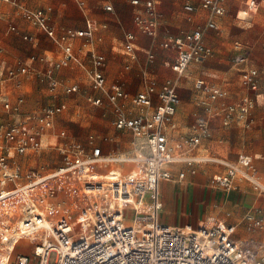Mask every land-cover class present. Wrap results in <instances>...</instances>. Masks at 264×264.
Segmentation results:
<instances>
[{
  "label": "built area",
  "instance_id": "1",
  "mask_svg": "<svg viewBox=\"0 0 264 264\" xmlns=\"http://www.w3.org/2000/svg\"><path fill=\"white\" fill-rule=\"evenodd\" d=\"M6 1L18 7L24 18L62 49L61 59L49 63L46 73L49 90L53 93L61 87L66 94L78 91V85H62L52 76L53 68L79 63V58L68 36L58 35L49 24V8L31 9L17 0ZM260 1L251 0L250 6L255 7ZM131 2L135 6L141 4L139 0ZM224 2L200 0L201 7L207 10L205 24L161 43L162 47L176 51L171 69L177 78L167 79L159 90L148 82L131 100L138 109L133 116H127L118 104L119 99L127 96L120 85L106 84L102 72L104 57L90 53L91 68L87 69V75L91 87L104 93L113 105L114 127L131 132L135 146L133 155H104L99 147H92L91 152L86 153L79 143H69L65 148L62 143L63 156L57 165L45 171L34 167L24 170L19 158L42 148L41 135L54 128L55 117L66 104L51 103L39 111L22 114L23 97L15 101L6 96L0 98V205L7 204L10 208L15 205L19 212L16 226L8 237L11 240L9 251L17 239H30L32 244L30 253H18L15 257L8 254L0 264H264V240L237 238L234 225L208 218L197 227H180L160 220L163 208L160 183L175 179L169 168L173 164L185 165L191 174L196 173L200 164L223 165L222 171L210 177L212 188L229 193L243 181L255 193L264 196V181L251 155L240 154L234 161H225L218 156L196 154L202 139L211 135L209 119L196 121L187 137L174 144L165 133L167 126L175 127L174 115L180 102L177 79L186 73L191 62L203 61L213 54L212 47L204 41V31L218 29L216 19L224 11ZM185 7L193 9L190 3ZM106 9L111 7L106 6ZM134 22L140 32L155 37L159 25L157 2H145L134 13ZM10 30L16 27L11 25ZM74 34L90 38L93 29L78 30ZM134 38L131 32L125 34L126 51L132 52ZM235 46L238 53L233 63H250L249 54L238 41ZM148 55L149 59L153 58L152 53ZM26 71L23 65L9 67L5 78L12 80ZM259 82V70L248 66L241 79L242 86L257 91ZM195 87L207 93L208 100L199 102L208 112L222 115L227 125L249 124L255 105L251 95H243L237 102H225L217 111L212 110L211 103L226 99L227 91L208 86L204 79H196ZM153 94L157 95L159 105L151 109ZM87 100L96 105L102 103L101 98L90 95ZM57 134L66 135L64 130ZM110 162L132 163L136 170L127 173L110 170L106 174L91 170L93 165ZM185 175L186 171H178L176 180L184 179ZM76 183H80L77 188ZM73 193L86 196L103 193L109 202L101 208L92 205L81 208L80 214L72 220L64 214V194ZM126 210L132 212V217L124 215ZM244 219L253 228H263L262 219L251 212L246 213Z\"/></svg>",
  "mask_w": 264,
  "mask_h": 264
},
{
  "label": "crops",
  "instance_id": "2",
  "mask_svg": "<svg viewBox=\"0 0 264 264\" xmlns=\"http://www.w3.org/2000/svg\"><path fill=\"white\" fill-rule=\"evenodd\" d=\"M6 3L10 4L13 7L16 14L20 15L19 22L22 24V28H19L13 21H10L6 24L4 34H14L18 37L27 40L31 43L32 48L40 46V54L36 55L33 53L26 57L23 62L18 64H13L10 61H7L4 55L0 59V74L3 73V76H0V98L6 96L11 101H15L17 97H23V93L19 92L21 87L20 77L29 76L41 72L42 76L45 77V81L48 85L49 83L46 77L48 69H50L49 63L51 61H58L62 57L61 47L49 36H47L40 28L33 25L30 21L23 17L20 13L18 7H16L11 2L3 0ZM21 4L31 9H48L47 16L49 19V24L54 27L58 35L66 34L72 45V48L75 54L79 58V63L70 62L67 66L60 68L52 69V76L62 85H73L78 83H70L71 80L75 78V73L80 67L85 70L86 77L88 79V85L91 91L86 93L85 99L88 104L93 105L95 108L88 109L90 115L96 116L101 113L102 116L108 114H113L114 119L116 113L112 104L109 103L107 97L104 93L99 90H95L91 87L90 80L87 75V69L91 68L90 53H97L104 57V66L102 67V72L106 79V84L111 85L113 83L120 85L124 93L127 95L125 98L119 99L118 104L122 107L123 112L127 116H133L138 113L137 107L133 106L131 100L132 98L142 91L148 82L153 83L157 90L161 89L167 79H176V73L171 69V65L175 60L176 51L173 48H164L161 46V43L167 39H171L178 35H181L183 32L191 31L198 26H203L207 17V10L202 8L200 5V0H195L196 3H193L191 0H187L182 8V10H173L172 12L167 8L165 3L162 5L161 0H155L157 2V10L159 13V25L158 32L155 37L148 36L139 31L134 22V13L142 8V5L149 0H139L140 5L135 6L132 4V0H17ZM43 4L42 7H32L36 3ZM190 3L193 6L192 10L186 9V4ZM228 0L224 2V11L221 15L217 17L218 29H205L204 31V41L206 44L212 47L213 54L206 59L212 57L215 52V48H220L218 41L215 40V34L211 30H219L221 25V18L227 11ZM251 0H244L243 6L237 10V18L239 20H248L251 21L253 16L257 13L258 9L263 7L264 1L261 0L256 4L255 7L250 6ZM106 6H110L111 9H106ZM177 11V12H176ZM246 11V12H245ZM243 12V13H241ZM245 12V13H244ZM244 14V15H243ZM246 14V15H245ZM245 16V17H244ZM1 20H5L4 17H1ZM14 25L16 30H10V26ZM2 26V22L0 24ZM30 27L34 28L33 33L30 32ZM88 28L93 29V34L90 38L86 37H77L75 36V31L86 30ZM131 32L134 34L135 38L132 42L133 50L128 52L125 49L126 39L125 34ZM32 37V39H28ZM221 41V40H219ZM238 41V40H235ZM234 41V42H235ZM234 45V43H233ZM242 49L245 51L243 44H240ZM264 46V43L262 44ZM5 47L0 41V53L4 51ZM9 51V47L8 50ZM149 53L153 54V58L149 59ZM234 53H238L237 47H234ZM234 54V55H235ZM11 52L8 53L7 58L12 59ZM32 57H35L32 59ZM43 59H40V58ZM250 57V55H249ZM206 59L200 62H191L186 70V73L180 77L185 79L192 80V86L197 95L195 96L196 105L203 108L207 116L200 119H209L210 130L215 128L216 124L221 123L224 127L228 128L233 125H240L242 123H234L227 125L222 115H217L215 112H208L205 109V106L201 104L200 100H208L207 93L202 90H198L195 87L196 79H204L205 83L210 87H217L227 91L228 95L226 99H219L213 103L211 106L214 107L212 110H219L223 103L225 102H237L240 97L243 95L249 94L253 97L255 101L254 108L256 106V97L260 89V85L264 79V65L261 68H258L254 65L253 59L250 57V63L248 64H234L233 66L237 67L240 72L241 78L239 79V92H234V89L230 87V82L225 83V85L213 84L210 83L208 79L200 75V64H202ZM23 65L27 68L25 73L19 74L14 79L5 78L6 69L9 67H18ZM132 67L131 71L128 69ZM257 68L260 72V82L257 91H249L244 88L241 84V79L245 69L248 67ZM206 69L215 70L214 62L208 61ZM225 72H229L228 70ZM175 75L176 77H172ZM179 79V78H178ZM177 79V80H178ZM185 83H188L185 82ZM80 91V86L78 85ZM76 91V92H78ZM49 92L55 98L57 94H65L62 88L59 87L55 92ZM74 93V92H73ZM178 93V92H177ZM240 93V95H239ZM134 94V95H132ZM90 95L95 98H101L102 103L99 105L93 104L87 100V96ZM130 102H129V101ZM129 102V106L126 105V102ZM153 106L151 109L159 105V99L156 94L152 95ZM25 103V101H24ZM22 104V114H29L35 111H39L44 106L48 104H60L65 103L66 108L55 117L56 119L59 115L65 112L68 109V103L64 100L56 101L43 105L37 110L25 111L23 112ZM133 112V113H132ZM264 115V113H263ZM3 119V118H2ZM114 121V120H113ZM255 121V116H250V122L246 128H250L251 124ZM54 122V127H55ZM194 122V123H195ZM188 125L189 131L187 135L192 131L193 124ZM175 127L170 129H176L174 132L180 131V121L177 120ZM84 125V126H83ZM84 122L81 123V126L77 128V132L80 134L85 133ZM91 130L94 133H89L86 141L76 140L73 137L69 136L64 130L66 135L60 136L52 130H45L41 135V139H48L49 136L54 135L55 137H60L58 148L62 149V143H64V148L69 143H79L83 147L86 153L91 152L92 147H99L100 152L104 155H133L135 146L133 144V136L128 130H119L116 129L113 125L117 134L115 135H104L103 124H91ZM90 130V131H91ZM259 130L261 131V139L264 142V126H260ZM173 132V133H174ZM165 133L170 138V130L165 129ZM90 137H92V142L90 143ZM180 138H182L179 135ZM184 140V139H183ZM208 138H203L199 147L195 150L198 155H213L218 156L225 161H234L236 159H230L227 157V143L220 140L219 145L221 149H211L207 145ZM182 141V140H179ZM115 144H114V143ZM178 142V141H176ZM128 148H122V146ZM22 155L19 160L21 162L22 168L29 164L35 155L32 154ZM246 155H251L254 157V162L259 170L261 178H264V149L259 153H243ZM239 155V154H238ZM238 157V156H237ZM182 164H173L169 168L172 170V173L175 177L174 180L170 181H161L160 183V197L163 203V208L160 212L161 214L170 212L174 201V197H177V206L178 212L181 213L172 215L170 221H162L164 223L180 226V227H197L201 224H204L208 218H212L215 221L222 222L223 224H231L235 226V237L237 238H247L253 237L258 240H264V196L255 193L249 184L246 182L240 181L238 183L237 190L231 191V193H226L224 196L220 193V190L213 189L210 185L206 184L205 178H199L197 181H193L192 177L196 176L202 167H210L209 178L215 172H220L224 169L223 165L216 163H207L200 164L197 166V171L194 174L187 172V168H180ZM185 166V165H183ZM29 168V167H28ZM92 171L96 174H106L110 170H117L121 173H127L131 170H136V165L132 163H100L93 165L91 167ZM185 169V170H184ZM186 171V175L182 180H176V175L178 171ZM205 171V170H204ZM189 177V179H188ZM208 178V179H209ZM263 180V179H262ZM264 181V180H263ZM173 182V183H172ZM185 182V183H183ZM180 183V184H179ZM170 186L173 195L171 196V202L168 203V200L165 195L166 187ZM161 187L164 188V191L161 192ZM222 192V191H221ZM165 205L168 207V211H164ZM195 207L200 216L198 219H192L190 211L192 207ZM227 208L226 210H222ZM184 209V210H183ZM248 212H251L254 217L262 219L263 228H253L250 226V223L244 219V215ZM171 213V212H170ZM209 213L214 214L208 215ZM189 219H192L189 221Z\"/></svg>",
  "mask_w": 264,
  "mask_h": 264
},
{
  "label": "rangeland",
  "instance_id": "3",
  "mask_svg": "<svg viewBox=\"0 0 264 264\" xmlns=\"http://www.w3.org/2000/svg\"><path fill=\"white\" fill-rule=\"evenodd\" d=\"M187 0H161L162 5L165 3L167 8L172 12L173 10H182L185 2ZM190 1V0H189ZM196 3L195 0H191ZM244 0H228L227 11L221 18V25L219 30H211L215 34V40L218 41L220 48H215L214 55L206 59L202 64H200V75L205 77L213 84L225 85V83L230 82V87L234 89V92H239V79L241 78L240 72L237 67L233 66L234 58V47L235 40H238L239 44H243L245 51L253 59L254 65L258 68L264 65V6L259 8L257 13L253 16L251 21L239 20L237 18V10L243 6ZM264 5V4H263ZM43 4L38 2L32 7H42ZM176 11V12H177ZM4 17L5 20H1ZM20 15L15 13L10 4L3 0H0V41L4 45L5 49L0 53V59L4 55L7 61L13 64H18L23 62L26 57L36 53L40 54V46L32 48L31 43L24 40L14 34H4L6 24L13 21L19 28H22V24L19 22ZM30 32L33 33L34 28L30 27ZM221 40V41H219ZM235 41V42H234ZM234 43V45H233ZM9 47V51L8 50ZM11 52L12 59H8V53ZM213 61L215 70L206 69L207 62ZM78 69L75 73V78L70 81V83H78L80 86V91L65 94H57L54 98L53 95L48 90V85L45 81V77L42 76L41 72L33 74L32 76H23L21 79V87L19 92L24 95V105L23 112L37 110L45 104L52 102L53 100L61 101L65 100L68 103V109L59 115L55 122V127L53 132L57 133L60 129L64 128L66 133L76 140L86 141L89 133H94L91 130V124H103L104 135H115L117 131L113 128L114 115L108 114L102 116L101 113L96 116H91L88 109L95 108L93 105L87 103L85 99L86 93H89L91 89L88 85V79L86 77L85 70L76 67ZM132 67L128 69L131 71ZM229 72H225V71ZM172 77H176L173 75ZM188 83H185L187 82ZM177 92L180 97V102L177 106L176 113L174 115V123L177 120L180 121V131L174 132L176 129H170L167 126L166 129L170 130V141L171 143H176V141L183 140L187 137V132L189 131L188 125L195 122L199 118H205L207 116L203 108L196 105L195 96L196 91L192 86V80L179 78L176 83ZM134 95V94H132ZM240 95V93H239ZM129 101V100H128ZM126 105L129 106V102ZM26 113V112H25ZM133 113V112H132ZM264 79L260 85L258 96L256 97V106L253 111H251L250 116H255V121L251 124L250 128H246L247 125H233L231 127H224L221 123H217L215 128L212 129L210 137H208L207 145L213 149H221L219 141L222 140L223 143H227V157L230 159H236L237 156L243 153H259L264 149V142L261 139L260 126H264ZM85 125V133L80 134L77 132V128L81 126V123ZM177 125V124H175ZM84 126V125H83ZM172 128V127H171ZM176 128V127H175ZM91 130V131H90ZM45 132V131H44ZM174 132V133H173ZM55 133L45 139L42 138V148L32 152L36 157L24 168H37L41 171H45L50 167L57 165L62 159L63 150L58 148L60 137H55ZM179 135L182 137L180 138ZM114 143V142H113ZM115 144V143H114ZM122 148H128L122 146ZM31 154V153H29ZM28 154V155H29ZM239 154V155H238ZM180 168H187L186 166L180 165ZM184 169V170H185ZM205 170V171H204ZM209 174L210 167H202L196 176L192 177L193 181H197L199 178H205L206 184L209 185ZM209 178V179H208ZM189 179V177H188ZM264 180V178L262 177ZM173 183V182H172ZM185 183V182H183ZM180 184V183H179ZM80 183L75 184V188L79 187ZM211 187V186H210ZM238 187V186H237ZM166 198L168 203L171 202V196L173 191L170 186L166 187ZM214 189V188H213ZM237 190V189H235ZM164 188L161 187V192ZM234 191V190H232ZM226 196V192H221ZM231 191L229 192V194ZM177 197L170 209V212L161 214V221H170L172 215L181 213L178 212V202ZM109 202V198L103 195L86 196L82 193H73L72 195L64 194V214L70 218L75 219L80 214V209L88 207L90 205L101 208L106 206ZM224 208L222 210H226ZM167 205H165L164 211H168ZM184 210V209H183ZM126 217H132V212L126 210L124 212ZM190 215L192 219H198L200 213L197 212L193 206ZM208 215L214 214L209 213ZM19 217L18 207L14 205L10 208L7 204L0 205V261L5 260L6 256L9 254L10 257H15L18 253H30L32 249V244L30 239H17V244L14 243L13 249L10 252L9 246L11 245V240L8 239L9 234L13 231L16 226L17 219ZM216 218V217H215ZM192 219H189L192 220ZM10 262V259L8 263Z\"/></svg>",
  "mask_w": 264,
  "mask_h": 264
},
{
  "label": "bare ground",
  "instance_id": "4",
  "mask_svg": "<svg viewBox=\"0 0 264 264\" xmlns=\"http://www.w3.org/2000/svg\"><path fill=\"white\" fill-rule=\"evenodd\" d=\"M245 12H246V11H245ZM245 12H244V13H245ZM241 13H243V12H241ZM243 15H244V14H243ZM245 15H246V14H245ZM244 17H245V16H244ZM17 241H18V240H17ZM16 244H17V242H16ZM13 246H14V245H13ZM13 246H12V249H13Z\"/></svg>",
  "mask_w": 264,
  "mask_h": 264
}]
</instances>
